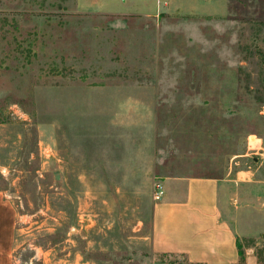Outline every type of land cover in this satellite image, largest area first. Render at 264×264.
I'll use <instances>...</instances> for the list:
<instances>
[{"label": "rangeland", "instance_id": "rangeland-1", "mask_svg": "<svg viewBox=\"0 0 264 264\" xmlns=\"http://www.w3.org/2000/svg\"><path fill=\"white\" fill-rule=\"evenodd\" d=\"M207 177L264 181V0H0V264L175 261L154 194Z\"/></svg>", "mask_w": 264, "mask_h": 264}, {"label": "crops", "instance_id": "crops-1", "mask_svg": "<svg viewBox=\"0 0 264 264\" xmlns=\"http://www.w3.org/2000/svg\"><path fill=\"white\" fill-rule=\"evenodd\" d=\"M166 0H76L80 12L152 16ZM128 5L130 12L121 13ZM261 179L168 178L152 210L151 249L183 264H238V243L264 233ZM254 189V190H253ZM244 264H264L250 254Z\"/></svg>", "mask_w": 264, "mask_h": 264}, {"label": "built area", "instance_id": "built-area-1", "mask_svg": "<svg viewBox=\"0 0 264 264\" xmlns=\"http://www.w3.org/2000/svg\"><path fill=\"white\" fill-rule=\"evenodd\" d=\"M161 193H162V188L161 186H158V190L154 194V199L158 200L160 198Z\"/></svg>", "mask_w": 264, "mask_h": 264}, {"label": "trees", "instance_id": "trees-1", "mask_svg": "<svg viewBox=\"0 0 264 264\" xmlns=\"http://www.w3.org/2000/svg\"><path fill=\"white\" fill-rule=\"evenodd\" d=\"M238 246H239V251H240V255H241V252H242V251H241V249H240V244H239V243H238ZM167 264H183V263H178V261L175 260V261H172V262L170 261V262H168Z\"/></svg>", "mask_w": 264, "mask_h": 264}]
</instances>
